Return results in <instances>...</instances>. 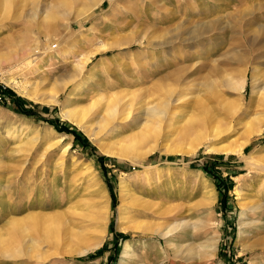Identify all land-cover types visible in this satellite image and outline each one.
Masks as SVG:
<instances>
[{
	"label": "rangeland",
	"instance_id": "obj_1",
	"mask_svg": "<svg viewBox=\"0 0 264 264\" xmlns=\"http://www.w3.org/2000/svg\"><path fill=\"white\" fill-rule=\"evenodd\" d=\"M90 1L0 0V54L6 59L15 52L25 56L24 49L35 45L41 47L39 52L45 51L32 54L38 62L42 57L36 71L21 67L9 76V61L0 63V264H119L126 241L134 244L136 264L150 260L142 251L143 242L149 248L165 250L163 264H264V227L254 231L245 227L240 235L241 204L260 200L264 204V121L255 123L261 130L250 136L243 122L235 124L259 110L254 100L259 95L258 80H264V0H103L99 7ZM35 7L40 13L48 10L49 17L40 20L37 15L29 16ZM48 26L53 27L51 31ZM191 30L206 42L203 46L193 43L187 48L177 43V38ZM239 38L247 43V51L241 48L245 45ZM167 40L171 43L162 48L161 63L168 62L162 71L183 66L186 50L192 53L188 63L198 65L196 69L202 67L199 74L189 77L199 79L188 92L196 90L199 81L211 78V60L219 61L226 51L235 49L237 54L244 52L243 57L249 54L240 61L232 57L220 60L234 80H239L244 65L248 67L243 93L220 88L229 100H243L241 112L229 121L232 129L227 133L213 140H194L195 134L204 130L194 118L189 120L192 109L188 101L178 111L147 120L141 115L142 108L134 107L127 120H115L111 131L96 135L91 118L98 104L88 108L82 128L61 116L59 104L72 88V81L57 94L58 102L44 105L8 83L10 77L18 84L25 80L26 86L36 81L40 96L46 98L50 84L67 80L64 75L82 56H88L83 75H91L76 96L80 104L90 101V89H98L99 93L113 94L112 101L129 97L135 102L146 96L151 106L158 95L153 85L157 70L152 44ZM102 45L108 48L98 50ZM253 66L259 71L256 75H252ZM216 82L219 86L220 79ZM103 86L107 92L101 91ZM214 103L215 99L210 103L213 108ZM217 109L218 104L213 113L221 118L223 114ZM135 136L140 138L135 152L113 156L103 149ZM230 143L242 145L243 151L226 154L204 149L209 144L220 147ZM189 147L194 150L186 155L175 152ZM250 154L261 157L254 162L245 158ZM133 197L146 202L147 208L131 205ZM120 207L130 218L143 219L160 230L181 222L173 238L177 252L170 251L165 239L157 235L119 230ZM85 211L95 216L108 213L101 244L85 254L57 256L69 232L82 231L86 243L96 241L102 221L92 215L83 217ZM262 214L260 211L255 219L249 218L260 225ZM12 220L21 222L13 224ZM211 239L216 240L214 251L206 248ZM28 247L32 255L52 257L36 261L25 254ZM153 255L155 263L159 259L156 252Z\"/></svg>",
	"mask_w": 264,
	"mask_h": 264
},
{
	"label": "bare ground",
	"instance_id": "obj_2",
	"mask_svg": "<svg viewBox=\"0 0 264 264\" xmlns=\"http://www.w3.org/2000/svg\"><path fill=\"white\" fill-rule=\"evenodd\" d=\"M107 1L109 3H111L114 0H107ZM102 2H103V0H94L92 6L93 7H99L102 4ZM37 8L35 7V9L31 12V14L29 16H33L34 17V16L37 15L38 17H40V20H45L46 18L49 17L48 12H47L48 10L43 11L40 8V10L42 11L40 13V11ZM1 9H2V6H0V10ZM79 12H81V11H79ZM30 24L31 23H29V25ZM35 25L37 26V21L35 22ZM52 28L53 27L48 26L47 29H49L51 31ZM247 29H249V28H247ZM29 30H31V29L29 28ZM196 32L192 31V30L188 31V33H185L186 36L182 35L183 36L182 38H177L178 39L177 43H179V45H184V47L186 46L187 48L188 47L189 48L193 47V43L194 44L197 43L199 46L200 45L203 46L206 42L204 40H202L201 38L198 39L196 37ZM155 35H156V33H155ZM171 38H172V36H171ZM174 40H176V38L172 39L171 41L173 42ZM171 41L167 40L165 43H159L160 41H158V42L154 41L155 43L152 44L153 49H154L153 58L155 59V63H156L155 64V68L157 70V73L153 76V78L155 80V84H153V85H156V87L158 88L156 90V91H158L157 92L158 95H157V98L155 99L156 103L153 102V100H152V103H155V104H153L151 106L147 103L146 96L143 97V98H140L139 100L137 99L135 102H133V99H128L129 97L128 98H117V97H115V98H117V101L116 100L112 101L113 100L112 97H114L113 94H107V93H104V92L99 93L97 91L98 89L97 90L90 89L91 87L89 88L90 90L87 93V94H89L87 96H89L90 101L85 103L84 105L80 104L76 100V96L78 95L79 89L82 88V86L85 85L88 80H90V75H91V73H89V72H88L89 75H86V74L83 75L84 70L86 68V62L89 60L88 56H82V58H80V60L77 61L73 65V68L71 70H69V72L66 75H64V77H66L67 80H62L60 82H57L56 84H55V82H52L50 84V88L48 89V92L46 94L47 95L46 98L40 96V92H38L39 89H37L38 82L36 83V81H35V83L31 84L30 86H26L25 85V83H26L25 80H23L24 84L23 83L22 84H18L17 81L13 77H10L8 79L9 80L8 83H10V84L12 83L13 86H17V88L19 89L18 91H20L24 96L29 97L30 100L31 99L38 100V101L42 102L43 105H44L45 103H50L51 104V102H54V101L58 102V100H57L58 99V95L57 94L59 92H61L63 89H65L64 87L67 85L68 81H72V88L70 89V91L68 92L67 96L65 97L64 102H61L59 104L60 105L61 116L64 119H67L68 121H70L71 123L77 125L78 127L79 126L81 127L83 121L87 118L86 115L88 113V108L92 104H98V106H97L98 108L96 109L95 112L93 111L94 112L93 115H92L93 117L91 118L95 122L94 125H95V130H96L95 134L96 135H98V134H100V133H102L104 131H105V133L107 131H111L113 129V126H114L112 124H113V122L115 120L128 118V116L135 110V108H138V110L140 108H142V109H140V111L142 110L141 111L142 112L141 115L144 116L143 119H145L147 117L149 118V116L150 117L156 116L157 118H160V117L162 118L165 114L170 113L171 110L172 111H176L179 107L180 108H181V106L184 107L186 105L185 103L189 101L188 103H191L189 106H191V109H192V111L190 110L192 115L190 113L191 117L189 118V120L190 119L192 120L194 118V120H196V122H198L200 128L202 130H204L203 132H197V134H195V138L193 137L194 140L198 141V140H201V139H208V140H213V138L216 139V137L218 138V136L220 134H222V132L227 133L226 132L227 130L229 131V129H232V128H230L232 126V124L230 125L229 121L232 120L233 116L235 114H237L238 111H240L242 109V106H243V100H240L239 97H238L239 99H237L236 101L229 100V98L226 97L225 93H223V91H221L220 88H226V89H229V90H235L236 92H238L240 94L243 93L244 92V83H245V74H246L245 72L248 69V67H246L244 65L245 69L241 72V74H240L241 76L239 77V80H234L231 77V74L230 75L228 74V72H230V71L226 72L223 69V64L224 63H222L223 61H220V60H221V58H227V57L231 58L232 57V60L235 61V59H236V60L240 61V60H243L244 57H246V56L243 57V55H242V54H245V53L243 52L242 54H237L236 53L237 51L235 49L234 52H227V51L225 53L223 52L224 55L220 57L219 61H216L219 58H217L216 60H211L213 65H211V68H209V69H210V73H211V78L212 79L211 78H209V80L205 79V80H207L205 82H200L199 81L196 84L197 89L195 88L196 90L190 92L191 91L190 86L194 87L195 83L197 82L196 80H198L199 77H198V79L195 78L196 80L193 79V78L190 79L189 77H191L192 75L199 74L201 72L202 67L199 68V69H196V67L198 65L196 66V65H192V64L188 63V61L190 60V57L192 56V53H189L186 50V52H184L183 55H182V57H183V61L182 62H184V63H182V64H184L183 66H180V67L176 68L173 71H167V72H164L165 70L162 71V69L163 68L165 69V67L167 66L166 62H168V60L166 62H164V63H161V50H162L163 47H165V45L167 43H171ZM241 43H242V40H241ZM33 44H34V42H33ZM246 44L242 43L241 45H245V46H241V48L242 47L245 48ZM238 45H240V43ZM38 48H41V47L40 46L37 47V45H35L34 47L31 48V46H30L28 49H24L25 52H26L25 56H22L21 54L20 55L19 54L16 55V52H15V54H13V56H11L9 59H6L4 57V55L0 54V63L4 62V61H9L10 69L6 72L7 75L9 74V76H11L13 72H15L16 70L18 71L21 67H24L25 70H27L28 72L39 70L41 68V67H39L40 66L39 63L42 62V61L40 62V60H42L41 59L42 57L39 58V62H38L35 59L37 56H33L32 57V54H36V53H40V52L43 53L45 51H43V52L40 51L39 52ZM105 48H108V47L106 45H102V46L98 47V50H100V49L103 50ZM175 48L178 50V48L176 46H175ZM229 51H231V50H229ZM244 51H247V49L244 50ZM196 53H198V52H196ZM220 55H221V53H220ZM248 55H247V57H248ZM13 57H16L15 60H11V58H13ZM170 57H171V59H175V58H173L172 55H170ZM197 58L199 59V57H197ZM228 60H230V59H228ZM170 61H172V60H170ZM246 61H247V59H246ZM227 62H229V61H227ZM194 67L196 69L195 71H193ZM224 68H226V66ZM190 69H192L193 72L191 74H189L188 77H187L185 75V73H187L188 71L190 72ZM256 72H259V71H258V69H256V66H253L252 67V75L253 74L256 75ZM22 74L25 75L26 73L25 74L22 73ZM28 76L30 77V75H28ZM209 77H210V75H209ZM25 79H26V76H25ZM192 79H193V81H192ZM219 79H220V83H219V86H218V85H216L218 83L216 81L219 80ZM194 81H196V82L194 83V85H192ZM258 83H259V85H258L259 86L258 87L259 88V95H258V98L256 100H254V99L253 100L257 103L255 105V108H257L259 110L255 109L254 110L255 111L254 114L249 115L247 118H243V119L239 118V120L236 121V123H235L237 125V124L243 122L242 126L244 127L245 133H246L247 136H250V135H253L254 133L260 132L261 129L257 128L255 123L259 124L261 120L264 121L263 120L264 119V80L261 81V78H260V80H258ZM40 86H41V84H40ZM176 88H179L180 90L178 92H176L177 91ZM185 89L187 91L184 92ZM189 89H190V91L188 92ZM102 90L103 91L106 90V89H104V86H103V88H101V91ZM163 91H164V94H163ZM36 92H38L39 94H37ZM105 92H107V91H105ZM214 99L217 101V104H218V109L217 110H220L219 112H221L223 114V115H221V118L218 117L219 115L216 116L213 113V110L214 109L216 110L217 104L216 105H215V103L213 104V106L215 105V108L210 106V103ZM81 102H84V101H81ZM193 114L195 115V117L193 116ZM88 116H90V115H88ZM188 117H189V115H188ZM145 120H147V119H145ZM254 125H255L256 128L254 127ZM248 138H247V140H248ZM139 139H138V136H135L131 140L127 141V142L123 141V142H118V143H112L111 146L110 145L109 146L106 145L105 146L106 148H103V149H105V152H108L111 155L113 154V156L116 155V154L120 155V154H125V153H128V152H135V151H137V147H138V144H139ZM60 141L61 140H58V141L54 142L53 144H58ZM244 144H246V143H244ZM204 149L208 150V151H215V152H222V153H223V151H225V153L226 152H236V154L237 153L240 154L243 151V146L242 145L233 146L230 143L229 145L227 144L226 146L222 145L220 147H215L213 144H209ZM21 150H25V149L21 148ZM191 150L193 151L194 148L192 149L191 147H189L188 149H186L184 151L183 150H177L175 152H178V151L181 152V153L183 152L186 155V153L191 152ZM65 151H66V149L63 150L62 155H64ZM260 157L261 156H257V155L254 156V155L250 154V155H247L245 158L255 162ZM60 163H62V162H60ZM60 163H58L57 165H59ZM252 164H254V163H252ZM236 191H234V193L238 194ZM254 198H256V197H254ZM140 200H138L136 198L134 199V197H133L130 200V204L131 205H135V206H137V204H138V205H140V206H142L144 208H147V203L144 202V201H140ZM121 202H122V200H121ZM241 207L243 209H242V211L240 213V215H241L240 226L243 229L240 230V235L246 229L245 227H248V229L251 228L253 231L256 230L258 227H264V225L262 224L264 222H262L260 225H255L253 223V221L250 219V218L255 219L259 215L260 211L263 212L262 217H264V204L261 203V200L259 202H257V201H255V202H252V201L251 202H246L245 204H241ZM147 210H146V212H147ZM86 213H88V212H86ZM86 213H85V216H83V217L88 218L90 215H92V214H89V213L86 214ZM244 213L245 214L249 213L248 217H246L247 215H245ZM138 214L139 215H143L142 213H138ZM129 215L130 214L128 213V211H124L121 207L117 209V218H118L117 227L119 228V230L131 231L133 233H135V232H139L140 233L141 232L143 234H147L148 233V234H151V235H157V236L165 239L166 243L168 244L167 245L168 248H170V251H173L174 253L177 252L175 250V248L173 247L174 244H175L174 241H173V238H174V234H175L174 232L176 230H178L179 229L178 227H180L182 225L181 222H172L164 230H160L159 226H156V225H155L156 227L155 226H151V225L147 224L146 222H144L143 219L142 220L140 219V220L137 221V219H136L137 217L136 216H135L136 218H133V217L130 218ZM93 216H94V219L95 220L97 219L98 222L101 220L102 221L101 225L103 226L102 231L98 232V234H97L96 241L93 242V243H86L87 241L85 239L86 238L85 233H82V231H72L71 230L72 232H69V235L66 234V235H68V238H66L64 240L62 247L59 249L58 253H56L57 256L64 257V256H67V255L70 256V255L85 254L90 249H93V248H95V247H97V246H99L101 244V242H102V240H103V238L105 236V233H106L105 225H106V222H107V219H108V213L105 212V213H103L101 215L98 214L97 216H95L93 214L92 217ZM249 216H250V218H249ZM28 218L29 219L30 218H34V216H29ZM12 221H13L12 222L13 224H17V223L21 222V221H18V220L17 221L16 220H12ZM80 230H81V228H80ZM58 241L60 242L61 240L59 239ZM59 242H57V244H59ZM215 242H216L215 239H211L206 244V248L208 247V248H210V251H214L216 249ZM133 245L134 244H132L130 241L124 242L123 249H122L123 254H122V257H121V260H120L119 264H136L137 263V258L138 257H137V254H136L134 248H133ZM71 246H76V247L71 248ZM141 248H142V251L145 252L147 257L150 259L149 262L144 263V264H163L162 263V261H163V257L162 256H164L163 254L166 253L165 250L163 251V250L157 249L156 247H153V246L151 248H149V246H148V244L146 242L141 243ZM31 249H32L31 247L26 248L25 250L27 251V253H25V254L28 257L34 258L36 261L46 262L47 259L52 257V256L42 255V254H39V253L35 254V255H32V252L28 253L29 250H31ZM199 250H201V249H199ZM155 252L157 253V257H158L159 260L157 262L153 263V256H154L153 253H155ZM199 253H201V252H198V254ZM204 254H202V256H204ZM207 254L209 255V253H206V255ZM211 254H214V253H211ZM9 256L10 257H15L12 254L9 255Z\"/></svg>",
	"mask_w": 264,
	"mask_h": 264
}]
</instances>
